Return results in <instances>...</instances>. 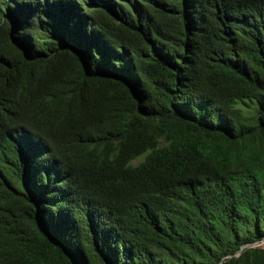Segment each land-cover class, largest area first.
<instances>
[{"label": "trees", "instance_id": "1", "mask_svg": "<svg viewBox=\"0 0 264 264\" xmlns=\"http://www.w3.org/2000/svg\"><path fill=\"white\" fill-rule=\"evenodd\" d=\"M263 237L264 0H0V264H264Z\"/></svg>", "mask_w": 264, "mask_h": 264}, {"label": "rangeland", "instance_id": "2", "mask_svg": "<svg viewBox=\"0 0 264 264\" xmlns=\"http://www.w3.org/2000/svg\"><path fill=\"white\" fill-rule=\"evenodd\" d=\"M141 159H142V156H139V157H137V158H135V159L133 160V163H136V162L140 161ZM263 241H264V237H263L259 242H254V244H255V245H258V244H264Z\"/></svg>", "mask_w": 264, "mask_h": 264}, {"label": "built area", "instance_id": "3", "mask_svg": "<svg viewBox=\"0 0 264 264\" xmlns=\"http://www.w3.org/2000/svg\"><path fill=\"white\" fill-rule=\"evenodd\" d=\"M263 243H264V241H263ZM261 245H264V244H261Z\"/></svg>", "mask_w": 264, "mask_h": 264}]
</instances>
